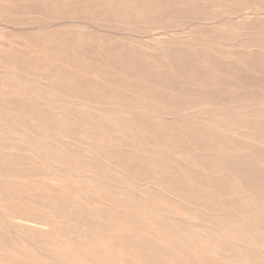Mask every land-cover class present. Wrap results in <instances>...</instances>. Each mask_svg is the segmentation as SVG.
<instances>
[{"label": "rangeland", "instance_id": "obj_1", "mask_svg": "<svg viewBox=\"0 0 264 264\" xmlns=\"http://www.w3.org/2000/svg\"><path fill=\"white\" fill-rule=\"evenodd\" d=\"M258 1L200 0L205 6L196 13L144 14L135 21L127 16L102 19L81 13L66 7L68 0H0V264H153L160 249L176 241L168 231L158 230L156 221L209 240L205 255L184 248L170 252L173 257L163 258L164 263L171 264L175 256L178 262L174 264H203L208 257L220 259L229 251L238 261L249 256L255 259L249 264L264 263L262 245L232 238L211 224V216L218 215L213 209L204 210L209 219L203 221L181 215L179 207L188 205L196 212L200 207L183 201L184 188L198 187L200 199L214 198V189L200 181L234 182V170L239 168L235 165L246 168L249 162L259 163L255 170L264 178L259 146L250 141V149L243 150L244 139L221 141L212 129L227 116L264 114V9ZM249 17L257 23L241 27V21ZM161 39L195 59L200 72L170 69L165 62L156 68L158 54L150 47ZM111 46L131 55L141 52L135 56L141 69L132 72L125 67L127 71L115 78L127 93L112 92L87 79L116 76L91 59L103 60ZM19 50L34 53L22 55ZM56 61L79 68L86 78L72 81L68 71H62L61 78L48 87L42 74ZM233 128L248 136L252 133L257 143L264 141V124H235ZM198 134L201 139L197 140ZM147 135L156 138L150 142ZM163 137L168 139L165 145L161 144ZM214 154L218 156L215 163L233 161L235 168L220 176H203L194 169L193 177L182 181L183 189L177 194L157 183L181 178L193 162L212 161ZM130 162L136 167L126 168ZM246 174L254 175L246 170L238 179ZM228 198L214 199L220 204L216 208L226 213L222 206ZM150 250H155L156 257Z\"/></svg>", "mask_w": 264, "mask_h": 264}, {"label": "bare ground", "instance_id": "obj_2", "mask_svg": "<svg viewBox=\"0 0 264 264\" xmlns=\"http://www.w3.org/2000/svg\"><path fill=\"white\" fill-rule=\"evenodd\" d=\"M26 1V0H25ZM32 1V0H31ZM61 1V0H60ZM253 1V0H252ZM258 1V0H256ZM56 2V1H55ZM54 2V4H56ZM251 2V1H250ZM45 3V2H44ZM210 3V2H209ZM257 5H259L260 8L264 9V1L260 0V2L258 1ZM33 4V3H32ZM48 4V3H47ZM50 4V3H49ZM67 5V6H66ZM66 7L71 8L72 10L75 11H80L81 13H91V15H98V16H102L103 18H107V19H124L126 16L128 17V19L132 20L134 19L135 21H137L140 17H142V15L144 14H148V15H159L161 13L165 14V15H180V14H190L193 13L198 10V9H202L205 6V3H201L200 0H68V2H66ZM19 5H17L18 7ZM22 6V5H21ZM213 6V5H212ZM14 7V6H13ZM16 7V6H15ZM63 6H61L62 8ZM214 7V6H213ZM253 7V5H252ZM255 7V5H254ZM257 7V6H256ZM35 8V7H33ZM57 8V7H56ZM63 9V8H62ZM35 10V9H34ZM57 10V9H56ZM53 11V10H52ZM51 11V12H52ZM56 12V11H54ZM206 12V10H205ZM63 13V12H62ZM207 13V12H206ZM55 13H53V17ZM200 14V13H199ZM92 15V16H93ZM162 15V14H161ZM197 15V14H196ZM263 15V14H262ZM49 16V15H47ZM46 16V17H47ZM67 16V15H66ZM70 16V15H69ZM75 16V15H74ZM174 16V15H172ZM264 16V15H263ZM81 18V17H80ZM149 18V17H148ZM201 19V17H198V19ZM259 18V17H258ZM79 19V18H78ZM199 19V21H201ZM233 19V18H231ZM256 18H245L244 20L241 21V27H251L252 25H255L257 22L255 20ZM66 20V19H65ZM215 20V19H214ZM261 20V19H260ZM55 21V20H54ZM209 21V20H208ZM86 23V22H85ZM164 23V22H163ZM167 23V22H166ZM234 23V22H233ZM83 25V22L81 23ZM184 24V23H183ZM186 24V23H185ZM61 25V24H59ZM87 25V24H86ZM165 26V25H164ZM169 27V26H167ZM166 27V28H167ZM172 27V26H171ZM184 27V25L182 26ZM248 27V28H249ZM161 28V27H160ZM163 28V27H162ZM177 28V27H176ZM179 28V27H178ZM59 29V28H58ZM157 29V28H156ZM60 31V30H58ZM169 32V31H168ZM171 32V31H170ZM182 32V31H181ZM86 33V32H85ZM153 33V32H152ZM176 33V31H175ZM174 33V34H175ZM84 34V32H83ZM139 34V33H138ZM142 34V33H141ZM151 34V33H150ZM158 34H156L157 36ZM162 35V34H161ZM165 35V34H164ZM173 35V34H172ZM143 36V35H142ZM170 37H172L170 35ZM96 39V38H95ZM142 39V38H141ZM170 39V38H169ZM168 39V40H169ZM36 40V39H35ZM38 40V39H37ZM64 40V39H61ZM144 40V39H143ZM160 40V39H157ZM162 41L158 43V45H154V47H150L152 50H154V53H157L158 55H156L157 60L155 62V66L156 68H160L162 67L160 64L165 62V67H169L170 69H174V68H187L190 69L191 72L193 71V69L195 70V72H200V65H196L197 61L195 59H193L192 57H187L186 56V52L179 50L178 48L174 49V47H171V45L169 44L168 41H164L163 39H161ZM167 40V39H166ZM171 40L173 41V39L171 38ZM181 38L178 40L180 41ZM44 41V40H43ZM53 41V40H52ZM140 41V40H139ZM154 41V40H153ZM55 42V41H54ZM10 43V42H9ZM12 43V42H11ZM40 43V42H39ZM97 43V42H96ZM119 43V42H118ZM121 43V42H120ZM119 43V44H120ZM153 43V42H152ZM58 44V43H57ZM61 44V43H59ZM78 44V43H77ZM6 45V44H5ZM8 45V44H7ZM12 45V44H11ZM22 45V44H20ZM82 45V43H81ZM131 45V44H130ZM146 45V44H145ZM149 45V44H148ZM14 46V45H13ZM134 46V45H131ZM150 46V45H149ZM7 47V46H5ZM10 47V46H8ZM15 47V46H14ZM18 47V46H16ZM49 47V46H48ZM87 47V46H86ZM135 47V46H134ZM193 47V46H192ZM53 48V46H52ZM57 48V47H56ZM25 49V48H24ZM55 49V48H54ZM190 49V48H189ZM35 50V49H34ZM62 50V49H61ZM78 50V48L76 49ZM131 50V49H130ZM179 50V51H178ZM36 51V50H35ZM59 51V50H58ZM73 51V50H72ZM87 51V50H86ZM89 51V50H88ZM62 52V51H61ZM149 52V51H148ZM19 53H21L22 55H28V54H33L34 52H29L26 50H19ZM160 53V54H159ZM194 53V51H193ZM196 53V52H195ZM72 54V52H71ZM85 54V53H84ZM106 57L103 60L98 59V57H91L92 60L95 61H99L102 64H100V68H102L103 70L107 71L108 74H112V75H116V76H112V77H101V76H95L93 75L92 77H88L87 79L90 81H93V83L100 85L101 87H109L110 89H112V92H123V93H127V90H125L122 86H120L119 84L116 83L115 78L117 76H122L124 74V71L126 70L125 67L128 69H130L132 72H134L136 69L139 70L141 69V62L136 61L137 57L135 58L136 55L141 54V52H136L135 54H129L124 52L123 50H121L120 48H118L117 46H111L108 49H106L105 51ZM183 54V55H181ZM197 54V53H196ZM40 55V54H38ZM66 55V54H65ZM87 55V54H86ZM144 55V54H143ZM153 55V54H152ZM22 57V56H21ZM43 57V56H42ZM59 57V56H58ZM155 57V56H154ZM16 59V58H15ZM44 61H47L46 57H43ZM20 60V59H19ZM39 60V59H37ZM237 60V59H236ZM32 61V60H31ZM128 61V63L126 64L125 62ZM264 61V59H263ZM34 62V61H33ZM31 63V62H30ZM82 63V62H81ZM37 64V63H36ZM235 64V63H234ZM147 65V64H146ZM49 66V65H48ZM77 66V65H76ZM124 66V67H123ZM262 66V65H261ZM84 67V66H83ZM98 67V66H97ZM27 68V67H26ZM86 68V67H84ZM93 68V67H92ZM124 68V69H123ZM123 69V70H122ZM128 69V71H129ZM175 69V70H176ZM46 73L42 74V78L43 80H45L47 83L48 87H52V85L54 84V82L58 81V79H60L58 77L59 74L62 73V71H68V76L70 77V80L74 81V80H84L86 78L85 74L83 72H81V70H79V68L77 69V67H65L62 65V63H59L58 61L52 63V66L48 67L46 69ZM127 71V70H126ZM92 72V70H91ZM104 72V71H103ZM136 72V71H135ZM173 72V71H172ZM175 73V72H173ZM20 74V73H19ZM28 74V73H27ZM176 74V73H175ZM208 74V73H207ZM18 75V74H17ZM21 75V74H20ZM24 75V74H23ZM30 75V74H29ZM210 75V74H209ZM14 76V75H13ZM130 76V75H129ZM176 76V75H175ZM199 77H202L200 75H198ZM24 77V76H23ZM178 77V76H177ZM256 77V76H255ZM258 77V76H257ZM2 78V77H1ZM0 78V79H1ZM9 78V77H8ZM26 78V76H25ZM41 78V79H42ZM162 78V77H161ZM211 78V77H210ZM3 79V78H2ZM28 79V78H27ZM117 79V78H116ZM123 79V78H122ZM126 79V78H125ZM173 79V78H172ZM10 80V79H9ZM14 80V79H13ZM63 80V79H61ZM65 80V79H64ZM179 80V77H178ZM177 80V81H178ZM19 81V80H18ZM21 81V79H20ZM120 81V80H119ZM175 81V80H174ZM15 82V80H14ZM17 82V79H16ZM42 82V81H41ZM128 82V81H126ZM136 82V81H135ZM134 82V83H135ZM205 83H211V81L205 80ZM23 83V82H21ZM20 83V84H21ZM30 83V82H29ZM33 83V82H32ZM133 83V84H134ZM144 83V82H143ZM161 83V82H160ZM174 83V82H173ZM181 82H179L180 84ZM187 83V82H186ZM185 83V84H186ZM190 83V82H189ZM132 84V83H131ZM183 84V83H182ZM144 85V84H143ZM81 86V85H80ZM163 86V85H162ZM156 89V88H155ZM45 91V90H44ZM9 92V91H8ZM130 92V91H129ZM128 92V93H129ZM32 93V92H31ZM50 93V92H48ZM105 93V92H104ZM93 94V93H92ZM167 94V93H166ZM88 95V94H87ZM131 96H133V93L130 94ZM21 96V95H20ZM58 96V95H57ZM91 96V95H90ZM95 97V95H94ZM98 97V95H97ZM138 99H141V97L139 96ZM37 100V99H36ZM142 101H146L145 99H141ZM153 102V101H152ZM52 103V102H51ZM27 106V105H26ZM25 106V107H26ZM162 107V106H160ZM7 108V107H6ZM24 108V107H23ZM27 108V107H26ZM168 108V107H167ZM170 108V107H169ZM22 109V107H21ZM34 109V108H33ZM165 109V108H164ZM167 110V109H166ZM25 111V109H24ZM27 111V110H26ZM33 111V110H31ZM84 111V110H83ZM97 111V110H96ZM93 112V111H92ZM193 112V111H192ZM7 113V112H6ZM130 113V112H129ZM132 113V112H131ZM135 113V112H134ZM139 113V112H138ZM152 113V111H151ZM136 114V113H135ZM60 115V114H59ZM113 115V114H112ZM197 115V114H196ZM240 116L238 117H231V116H225L226 118L225 121H218V123L213 124V130H215L218 134L214 137H216L217 139L221 140V138H229L231 141L235 142V141H242L244 139V143H246L247 145H245L243 147V150H249L250 148L248 147V145H250V143L255 144L257 146L260 147V150L258 151L261 155L262 158H264V141L262 143H257V138L255 135H253L252 133L249 134V136L246 133L243 132H239V131H235V129L233 128V125L236 124V126L238 124H242V125H250V124H264V114H245V116L243 114H239ZM7 116V115H6ZM64 116V115H63ZM80 116V115H79ZM142 116V115H141ZM68 117V116H67ZM148 117V116H147ZM198 117V116H197ZM150 118V117H149ZM160 118V117H159ZM164 118V117H162ZM22 119V118H21ZM69 119V118H68ZM171 119V118H170ZM217 119V118H216ZM19 120V119H18ZM73 120V119H72ZM109 120V119H106ZM179 120V119H178ZM181 120V119H180ZM179 120V121H180ZM117 121V120H116ZM114 120V122H116ZM9 122V121H8ZM163 122V121H162ZM88 123V122H87ZM111 123V122H110ZM122 123V122H121ZM10 124V122H9ZM52 123H49V126H51ZM112 124V123H111ZM165 124V123H164ZM203 124V123H202ZM55 124H53L51 127H55L57 126V124L54 126ZM115 125H117V122L115 123ZM180 125V122H179ZM207 125V124H206ZM63 126V125H62ZM65 126V125H64ZM97 126V125H96ZM166 126V124H165ZM209 126V123H208ZM211 126V125H210ZM69 127V126H68ZM82 127V126H81ZM12 128V127H11ZM135 128V127H134ZM188 128V127H187ZM9 129V128H8ZM57 129V128H56ZM90 129V128H89ZM129 130V129H128ZM56 131V130H55ZM120 131V130H119ZM123 131V130H122ZM193 131V130H192ZM41 132V131H40ZM84 132V131H83ZM211 132V130H210ZM213 132V131H212ZM211 132V133H212ZM6 133V132H5ZM44 133V132H43ZM72 133V132H71ZM209 133V132H208ZM92 134V133H91ZM146 134V132H145ZM8 135V132H7ZM73 135V134H71ZM81 135V134H80ZM85 135V134H84ZM137 135V134H136ZM212 135V134H211ZM54 136V135H52ZM56 136V135H55ZM148 136V135H147ZM9 137V136H8ZM32 137V136H31ZM58 137V136H57ZM91 139H97L95 136L91 135L88 136ZM244 137V138H243ZM11 138V137H9ZM107 138V137H106ZM106 138L103 137L102 141H106ZM156 137H146V139L150 142H153V139H155ZM164 138V137H163ZM197 140L201 139V137L199 136V134L196 136ZM260 138V137H259ZM38 139V138H37ZM166 139V140H165ZM39 140V139H38ZM62 140V139H61ZM108 140V139H107ZM110 140V139H109ZM112 140V139H111ZM124 140V139H123ZM226 140V139H224ZM221 140V141H224ZM40 141V140H39ZM251 141V142H250ZM250 142V143H249ZM52 143V142H51ZM156 143V142H154ZM168 143V139L164 138L163 141H161L162 145H165ZM243 143V142H242ZM249 143V144H248ZM45 144V143H44ZM65 144V143H63ZM143 144V143H141ZM227 143L225 142V145ZM3 145V144H2ZM55 145V144H54ZM69 145V144H68ZM66 145V146H68ZM134 145V144H133ZM136 145V144H135ZM155 145V144H153ZM224 145V144H223ZM5 146V145H3ZM11 146V145H10ZM57 146V145H56ZM51 147V146H48ZM228 147H232V146H228ZM2 148V146H1ZM0 148V149H1ZM143 149V147H142ZM149 149V148H148ZM151 149V148H150ZM164 149V148H163ZM161 149V150H163ZM77 150V149H76ZM136 150V149H135ZM214 150V149H213ZM57 151V150H56ZM85 150H83L84 152ZM125 151V150H123ZM131 151V150H130ZM144 151V149H143ZM164 151V150H163ZM167 151V150H166ZM164 151V152H166ZM217 151V150H214ZM222 151V150H221ZM1 152V151H0ZM64 152V151H63ZM81 152V151H80ZM79 152V153H80ZM82 152V153H83ZM96 152V151H95ZM157 152V151H156ZM160 152V150H159ZM78 153V152H77ZM184 154L189 153V151L183 152ZM91 154V153H90ZM198 154V153H197ZM93 155V154H92ZM81 156V155H80ZM99 156V155H98ZM66 157V156H65ZM140 157V156H138ZM152 157V156H151ZM150 157V158H151ZM172 157V156H171ZM170 157V158H171ZM182 157V155H181ZM210 157V156H208ZM215 158H212V161H205V162H193V164L189 165L188 168H185L183 171L185 173H183L182 175L178 176L181 178H176V179H172L169 181H165V179H161L158 180L157 183L159 182L160 184H162L164 186V188H167L169 193H173V194H177L178 191H180L181 189H183V187L181 186L182 181L184 182L186 179L188 178H192L193 177V170L194 169H198V171H201V175H222V173L227 172V171H231L235 168V166H239L238 169H235L234 171L237 174V179L239 177L240 174L244 173L247 170V173L252 171L254 175H248L246 174L245 176L241 177L240 179H236L234 180V182H229L227 180L225 181H221L220 183H218L220 180L217 181H208L207 179H204V181H200L201 184L200 185H208V187L214 189V192L216 194V197L211 198H205L204 196H199L198 193V187L196 189H192V188H188L183 190L184 195L182 196V198L184 199L183 201H187L189 202L193 207H200L199 209H195L196 212H191L193 211L192 208L188 205L186 206H181L180 207V211H181V215H190L193 216L192 218H194L193 220H203V221H208L209 218L205 219L204 216V210L207 209H213L212 213H218V215H213L211 216V218L209 219L211 224H213L214 226H216L217 228H219L220 230H222L223 232H225V234H228V236L235 238V239H239L243 242H247V243H258L260 245H262L264 247V178L261 179L258 177V173H256L255 168H257L256 166L259 165V163L254 164L249 162L248 165L243 168V166L240 165H234L233 161H225L222 160L219 163H215V159L218 157L217 154H214ZM97 158V157H95ZM54 159V158H53ZM93 159V158H92ZM103 159V158H102ZM1 160V159H0ZM13 160V159H12ZM105 160V159H104ZM167 160V159H166ZM160 161V160H159ZM192 161V160H191ZM4 162V161H2ZM263 162V160H262ZM1 163V162H0ZM37 163V162H36ZM75 163V162H74ZM127 163V162H126ZM135 162H130L128 163V165L126 166V168L128 169H133L134 167H136L137 164H134ZM264 163V162H263ZM6 167V166H5ZM21 167V166H20ZM254 167V168H253ZM10 169V168H8ZM21 169V168H20ZM83 169V168H82ZM112 169V168H111ZM244 169V170H242ZM258 169V168H257ZM135 170V169H134ZM137 170V168H136ZM259 170V169H258ZM3 171V169H2ZM146 171V170H145ZM156 171V170H155ZM195 171V170H194ZM5 172V171H4ZM197 172V171H196ZM239 172V173H238ZM23 173V172H22ZM135 172H133L134 174ZM159 174V173H157ZM168 173H166L167 175ZM169 174H176V173H169ZM103 175V174H102ZM144 175V174H143ZM151 175V174H149ZM165 175V176H166ZM7 177V176H6ZM17 178V177H16ZM208 178V177H207ZM222 178V177H219ZM140 181V180H139ZM8 182V181H7ZM15 182V181H14ZM26 183V182H24ZM31 183V182H30ZM65 183V182H64ZM131 183V182H130ZM167 183V184H166ZM13 184V183H12ZM20 184V183H19ZM51 185V184H50ZM57 186V185H56ZM162 186V187H163ZM14 187V186H13ZM59 187V186H58ZM50 188V187H49ZM55 188V187H54ZM53 188V189H54ZM153 188V187H152ZM163 188V189H164ZM51 189V188H50ZM60 189V188H59ZM70 189V188H69ZM150 189V187H149ZM148 189V190H149ZM9 190V189H8ZM11 190V189H10ZM201 191V190H200ZM203 191V190H202ZM44 192V191H43ZM66 192V191H65ZM158 192V191H157ZM47 193V192H46ZM63 193V192H62ZM6 194V193H5ZM60 194V193H59ZM232 194H235L233 197L231 196ZM2 195V194H1ZM44 195V194H42ZM229 195V198L225 201L226 204H223L222 208L224 207V211H226V213H224L222 210L216 208V207H220V204H217L214 202V199L217 198H221V196H226ZM10 196V195H9ZM66 196V195H64ZM45 197V196H44ZM61 196H59L60 198ZM128 197V196H127ZM113 198V197H112ZM13 199V198H12ZM180 199V198H179ZM6 200V199H5ZM62 200V199H61ZM166 200V199H165ZM257 200V201H255ZM48 201V200H47ZM131 201V200H130ZM168 201V200H167ZM45 202V201H44ZM174 202V201H173ZM46 203V202H45ZM48 203V202H47ZM131 203V202H130ZM135 203V202H134ZM163 203V202H162ZM165 203V201H164ZM176 203H180L179 200H176ZM50 204V203H49ZM102 204V203H100ZM133 204V203H132ZM27 205V204H26ZM55 205V204H54ZM134 205V204H133ZM165 205V204H164ZM2 206V205H1ZM5 206V205H3ZM29 206V205H28ZM46 206V205H45ZM9 207V206H8ZM44 207V206H43ZM54 207V206H52ZM57 207V206H56ZM134 207V206H133ZM53 209V208H52ZM51 209V210H52ZM58 209V208H57ZM19 210V209H17ZM21 210V209H20ZM107 210V209H106ZM105 210V211H106ZM11 211V210H10ZM17 213V212H16ZM15 213V214H16ZM57 213V211H56ZM89 213V212H88ZM194 213V214H193ZM14 214V213H13ZM9 215V214H8ZM239 217H236L238 216ZM25 216V215H24ZM242 216V217H240ZM128 218V216H127ZM11 219V218H10ZM126 219V218H125ZM183 220V219H182ZM155 225L157 226L158 230H166L168 231V235L170 237H172V240H176L173 243L171 242L169 244V246L166 248V250L163 249V251L159 252V256H161L162 258H160L159 256L156 257L155 255V250H150L148 251V253L152 254V256L155 255V257L157 258V260H154L153 264H169V263H164L165 261H163L164 259H171L173 257L172 254H170V252H174V251H181L184 248H191L193 249L195 252L199 253V254H204V252H207V249L209 248L206 244V240L208 239H204L203 237H201L199 234H194L191 230H181L179 228H173L170 227V224L168 223H162L161 221H156ZM30 226V225H29ZM18 227V226H17ZM118 227H116V230ZM19 229V228H18ZM21 229V228H20ZM150 229V228H149ZM152 229V228H151ZM20 231V230H19ZM31 231V230H30ZM166 233V232H165ZM164 235V234H162ZM128 236V235H127ZM130 236V235H129ZM128 236V237H129ZM136 236V235H135ZM167 236V235H166ZM159 237V236H158ZM138 238V237H136ZM13 239V238H12ZM32 239V238H31ZM120 239V238H119ZM204 239V240H203ZM213 239V238H212ZM214 240V239H213ZM122 241V240H121ZM209 241V240H208ZM212 241V240H211ZM21 242H24L23 240ZM117 242V241H116ZM166 242V241H165ZM121 243V242H120ZM145 243V242H144ZM23 244V243H22ZM118 244V242H117ZM213 244V243H212ZM21 245V244H19ZM32 245V243L30 244ZM35 245V244H34ZM33 245V246H34ZM58 245V244H57ZM158 245V244H157ZM156 245V246H157ZM203 245H206L205 247H202ZM15 246V245H14ZM18 246V245H17ZM19 247V246H18ZM28 247V246H26ZM257 247V246H256ZM30 248V247H29ZM36 248V247H35ZM160 248V247H159ZM162 248V247H161ZM204 248L205 251H204ZM32 248H30L29 250H31ZM37 249V248H36ZM41 249V247H40ZM225 250L223 251H227L226 247L223 248ZM39 250V249H38ZM35 251V250H34ZM40 251V250H39ZM255 251V250H254ZM33 252V251H32ZM42 252V251H41ZM110 252V251H109ZM158 252V250H157ZM241 252V251H239ZM256 252V251H255ZM16 253V252H15ZM112 254V252H110ZM259 253V251H258ZM14 254V253H13ZM45 254V253H44ZM49 254V253H47ZM149 254V255H150ZM183 254V252H182ZM196 254V253H195ZM4 255V254H3ZM17 255V254H16ZM31 255V253H30ZM33 255V254H32ZM36 255V254H35ZM34 255V256H35ZM51 255V254H50ZM55 255V254H54ZM158 255V254H157ZM192 255V254H191ZM205 255V254H204ZM19 256V255H18ZM39 256V255H38ZM59 256V255H58ZM47 257V256H46ZM188 257V256H187ZM12 258V257H11ZM14 259H16L15 257H13ZM24 258V257H22ZM34 258V257H33ZM32 258V259H33ZM108 258V257H107ZM145 258V257H144ZM148 258V256H147ZM164 258V259H163ZM26 259V258H25ZM47 259V258H45ZM253 258H250L249 256H247V258L243 261L237 259L236 254L232 251H229L228 253H226V255L222 256L220 259L217 258H211L209 259V257L207 259H205V261L203 262V264H249L252 261ZM261 259V258H260ZM18 260V259H17ZM27 260V259H26ZM50 260V259H49ZM255 260V259H253ZM43 261V260H42ZM47 261V260H46ZM62 261V259H61ZM143 261V260H142ZM83 262V261H82ZM178 262L177 258L174 256V259L170 261L171 264H174ZM242 262V263H241ZM262 262V260H261ZM21 263V262H20ZM55 263V262H54ZM136 263V262H135ZM190 263V261H189ZM120 264H124V262H120ZM137 264V263H136ZM147 264V263H146ZM198 264V263H197ZM264 264V263H262Z\"/></svg>", "mask_w": 264, "mask_h": 264}]
</instances>
